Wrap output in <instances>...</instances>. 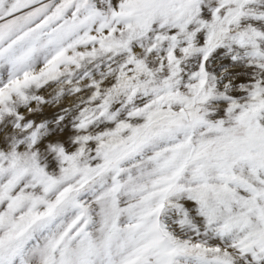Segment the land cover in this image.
I'll return each mask as SVG.
<instances>
[{
  "label": "snow or ice",
  "instance_id": "1",
  "mask_svg": "<svg viewBox=\"0 0 264 264\" xmlns=\"http://www.w3.org/2000/svg\"><path fill=\"white\" fill-rule=\"evenodd\" d=\"M0 264H264V0H0Z\"/></svg>",
  "mask_w": 264,
  "mask_h": 264
}]
</instances>
